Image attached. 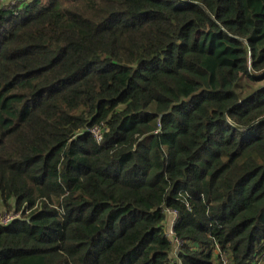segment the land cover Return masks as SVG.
<instances>
[{
    "label": "trees",
    "instance_id": "trees-1",
    "mask_svg": "<svg viewBox=\"0 0 264 264\" xmlns=\"http://www.w3.org/2000/svg\"><path fill=\"white\" fill-rule=\"evenodd\" d=\"M0 264H264V0L0 2Z\"/></svg>",
    "mask_w": 264,
    "mask_h": 264
},
{
    "label": "rangeland",
    "instance_id": "rangeland-1",
    "mask_svg": "<svg viewBox=\"0 0 264 264\" xmlns=\"http://www.w3.org/2000/svg\"><path fill=\"white\" fill-rule=\"evenodd\" d=\"M28 1H30V0H28ZM28 1H20V0H0V2H1V4L2 5H16V4H21L22 2H28ZM93 133H94V135L96 136V134L98 133L97 131H93ZM173 221H174V215L173 214H171V213H169L168 214V218H167V224H166V231H167V233L169 234L170 232H169V230H170V227H171V225H172V223H173ZM174 242V241H173ZM177 246H176V243L174 242V252L177 250Z\"/></svg>",
    "mask_w": 264,
    "mask_h": 264
},
{
    "label": "built area",
    "instance_id": "built-area-1",
    "mask_svg": "<svg viewBox=\"0 0 264 264\" xmlns=\"http://www.w3.org/2000/svg\"><path fill=\"white\" fill-rule=\"evenodd\" d=\"M20 1H28V0H20ZM98 132V131H97ZM96 140H99L100 139V136L98 135V133L96 134ZM8 222V220H6V221H4V223H7ZM173 224V223H172ZM172 226V225H171ZM171 229L169 230V235H172V227H170ZM171 237V236H170Z\"/></svg>",
    "mask_w": 264,
    "mask_h": 264
}]
</instances>
